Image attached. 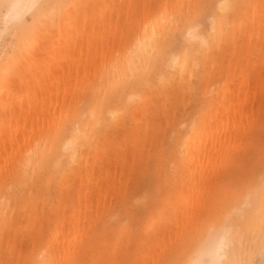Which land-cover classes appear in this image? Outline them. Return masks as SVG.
<instances>
[{
  "label": "bare ground",
  "instance_id": "1",
  "mask_svg": "<svg viewBox=\"0 0 264 264\" xmlns=\"http://www.w3.org/2000/svg\"><path fill=\"white\" fill-rule=\"evenodd\" d=\"M215 1L219 11L204 30L190 18L195 0L144 2L139 13L127 0L124 22L132 27L125 29L111 20L122 0H0V264H81V251L93 247L84 240L88 226L124 189L135 152L150 143L148 131L131 124L147 128L159 110L173 128L174 177L147 226L151 241L139 245L153 258L166 233L183 239L192 199L211 182L247 104L264 91L260 69L244 72L229 57L234 45L221 53L229 18L243 10L237 30L250 25L244 52L255 50L264 0ZM179 20L181 40L166 39ZM195 79L202 104L177 118L170 98L193 91ZM243 216L241 225L216 226L194 250L193 239L182 242V253L193 250L185 264H252L264 254V188ZM97 258H104L99 247Z\"/></svg>",
  "mask_w": 264,
  "mask_h": 264
},
{
  "label": "rangeland",
  "instance_id": "2",
  "mask_svg": "<svg viewBox=\"0 0 264 264\" xmlns=\"http://www.w3.org/2000/svg\"><path fill=\"white\" fill-rule=\"evenodd\" d=\"M122 1L124 4L121 12L118 16L113 15L111 20L112 22L119 21L122 28L125 29L128 25L132 27V24L124 22L123 10L127 0ZM156 1L134 0L135 13H139L144 2L145 4L146 2L155 4ZM91 10L92 7L87 6L86 11ZM190 11L192 22L196 23L199 28L207 30L210 14L219 10L215 0H195L194 6H190ZM247 12L246 10L238 11L237 14H233L229 18L230 23L226 27L221 53L234 45V53L229 57L234 60L237 67L244 72L253 71L254 73L260 69L261 78L264 80V24H259L258 34L252 40V43L256 42L255 50L249 55L244 52V43L245 30L249 29L250 25L243 23L241 29L239 25V30H237L240 17L245 20ZM30 19L31 17L28 16L27 21L32 22L33 19L31 21ZM96 26L98 27V25ZM40 29L36 30L37 35L41 32ZM183 33V24L179 20L166 39L173 36L177 41L181 40ZM8 39H5L6 44ZM233 40H235L234 44ZM2 43L4 44L5 41ZM215 55L217 62H220L219 49L216 50ZM205 65L207 71L215 70L212 68L211 62H206ZM222 65H228L226 56L222 59ZM195 85L196 88L193 91L178 98H170L176 104L175 116L177 118L190 113L196 109L197 105L202 104L201 83L195 79ZM18 95L20 96V94ZM151 96L155 106L161 103L156 94ZM83 105L84 100L78 106L83 108ZM246 109L247 117L243 120L239 133L232 138L224 156L221 157L211 182L206 185L205 190L197 198L192 199L191 220L183 239L173 235V232L166 233L160 239L161 249L153 258L149 256L147 248L139 245V242L143 238L151 241L152 234L148 231L147 226L151 219H158V210L166 200V189L168 184L173 181V160L175 159L173 128L171 124L165 123L161 110L157 111L154 121L152 120L151 125H148L147 128L143 122L132 123V128L137 127L141 131L140 133L148 131L146 137L150 143L146 142L140 151L135 152V166L127 171L129 175L124 189L110 198L103 213L98 214L93 223L88 226L90 229L87 234L90 236L85 235L84 240L93 247L91 250L83 249L81 251V264H105V260L111 264H185L194 248L216 226L234 225L236 222L241 225L245 219L243 215L246 214L252 201L264 188V91H260L258 99L248 103ZM146 110L147 108L144 107V111ZM172 115L170 110L169 119ZM114 131L121 134L119 128H115ZM130 144L129 141L126 142L124 149L128 162L133 159L130 149H128ZM86 224L88 223L85 222V226ZM190 233H192L191 236ZM192 239L195 243L193 250L182 253L183 245L181 243H188ZM116 242H118V249L114 253L113 247ZM98 247L104 255L103 259L97 258ZM138 250L144 254L141 263H136ZM17 264H29V262L24 258ZM252 264H264V254L256 253Z\"/></svg>",
  "mask_w": 264,
  "mask_h": 264
}]
</instances>
